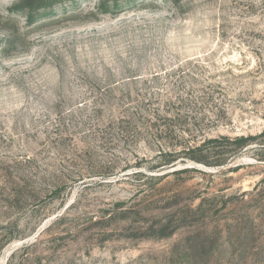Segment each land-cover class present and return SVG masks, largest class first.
Here are the masks:
<instances>
[{"label": "rangeland", "instance_id": "374dc122", "mask_svg": "<svg viewBox=\"0 0 264 264\" xmlns=\"http://www.w3.org/2000/svg\"><path fill=\"white\" fill-rule=\"evenodd\" d=\"M0 264H264V0H0Z\"/></svg>", "mask_w": 264, "mask_h": 264}, {"label": "trees", "instance_id": "16d2710c", "mask_svg": "<svg viewBox=\"0 0 264 264\" xmlns=\"http://www.w3.org/2000/svg\"><path fill=\"white\" fill-rule=\"evenodd\" d=\"M251 139L252 138L250 137L240 136L235 139L234 143L235 145H237L238 149L242 150L250 145ZM209 144H211V141H209L208 143L204 142L200 146H196L195 148L190 149L189 151L192 153V157L190 159L197 163H201L210 167H220L225 165L227 161L226 159H224V157H226L225 155L228 154L222 153L219 148L220 146L210 147ZM137 174L138 176L142 175L140 173Z\"/></svg>", "mask_w": 264, "mask_h": 264}]
</instances>
